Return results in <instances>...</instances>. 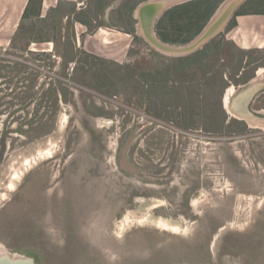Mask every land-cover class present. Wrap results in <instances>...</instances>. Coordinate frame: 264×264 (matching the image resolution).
I'll return each instance as SVG.
<instances>
[{"label":"rangeland","instance_id":"374dc122","mask_svg":"<svg viewBox=\"0 0 264 264\" xmlns=\"http://www.w3.org/2000/svg\"><path fill=\"white\" fill-rule=\"evenodd\" d=\"M75 4L101 16L96 0ZM244 9L264 12V0ZM254 20L238 32L263 30ZM52 23L17 33L46 42L0 44V251L37 264H264V118L251 127L222 106L238 54L258 71L264 41L243 51L226 30L176 71L140 32L110 28L120 33L102 46L89 37L106 26ZM259 96L251 109L264 113Z\"/></svg>","mask_w":264,"mask_h":264},{"label":"crops","instance_id":"0c3cea01","mask_svg":"<svg viewBox=\"0 0 264 264\" xmlns=\"http://www.w3.org/2000/svg\"><path fill=\"white\" fill-rule=\"evenodd\" d=\"M1 1H3L4 3ZM190 1H194V0H190ZM190 1H187L185 3H188ZM223 1H225V0H222V2ZM248 1L249 0H245V2L240 7L241 9L243 8V10L240 11V12H242L241 14H243V15H240L235 19L236 20V26L233 27L232 29H230V31L232 30L230 33H233V35H232L233 37H230L231 34H228V35H226V38H225V41H228L230 39L238 47L243 49V51L244 50H246V51L251 50V49H253V47L254 48L257 47L258 49H261L264 47V46L259 47V45L254 46L255 45L254 42L256 43V41L257 42L262 41V40L264 41V29L263 30L262 29H254V27L249 26V27H246V29L241 30L240 32H238V30H237V28H239V20L240 19H246V21H250L252 23H255L258 21H255L254 19L264 18V12H253V11H249V10L244 9V6L247 4ZM0 2L3 3L0 5V13H2L1 11H3V10L5 11V13H4L5 19L3 21V24L2 23L0 24V44H8L9 42H11L14 47L22 49V48H25L27 46V44L30 42V40L36 41L37 43H39V42H44V41L46 42V39H49L48 36H46V34L43 35L46 37L43 39V37L39 36L38 32H33V31H30L31 32L30 34L23 33L20 36H18L17 33L19 32V28L21 27V25L24 21H29L31 23L38 21L39 23H43L44 21L46 22V21H49L52 19V22H53L51 25L52 26V29H51L52 32H54L56 30L55 29L56 28V21H58V20L61 21V23L62 22L65 23V21H67L69 23V25L74 26L75 29H78L77 26H79L84 31L91 30V29L94 30L96 27V26L94 27V25L92 23V21L96 19V18L94 19V17L91 16L92 15V13H91L92 7L87 5V7L85 6L86 7L85 8L84 4L78 6V4H75L76 0H31L30 3H29V0H0ZM222 2L218 4L217 9L222 4ZM20 3H21V5H20ZM28 3H29V5H28ZM104 3H105V0L103 1V4L101 7L105 6ZM185 3H182V4H185ZM182 4H179V5H182ZM81 7H83V8H81ZM101 7L99 8L98 2H97V8L101 9ZM117 7L118 6H116L114 9H116ZM217 9L215 10V12L217 11ZM24 11H25V16H23ZM214 13H213V15H214ZM163 15H162V17H163ZM212 16L209 18V20L204 21L205 26L208 24V22L210 21ZM81 21H85L86 23L85 24L80 23ZM158 22H157V24H158ZM259 23H261V22H259ZM157 24H156V26H157ZM3 25H5L6 27H4ZM156 26H155V32H156V35L158 36V38L160 39L161 42L166 41L167 42L166 44H170V45H173L172 42H178L173 37H167L166 39H162L163 40L162 41L160 36L158 35V31H157ZM205 26L203 27V29L205 28ZM166 28L168 30H170L169 25H167ZM101 29H104V27H100L95 32L94 36L89 37V38L93 39L95 42H97V39H98L97 44L105 46L108 43L107 42L108 39H106V41H103V34H101L99 37L96 38L97 33ZM105 29L109 30L107 28H105ZM196 29H197V26L193 28V31H195ZM168 30H166V34H168ZM59 31H61V30H59ZM109 31H113V30H109ZM225 31H226V28H225L224 32ZM113 32L114 33H120V32H116V31H113ZM123 32H125V31H123ZM137 32H139V31L137 30ZM128 33H131V32H128ZM128 33L127 34L121 33V35L126 36L128 38L129 37ZM27 35H29V36H27ZM34 35H36V36L34 37ZM171 35H173V34L171 33ZM193 36H194V34L192 36H190V38ZM197 36L198 35H195L193 37V39ZM235 37H236V40H235ZM19 39H21V40L26 39L27 41H26V43H24L23 41H21ZM58 39L60 41L62 39V37L59 36ZM14 41H17L18 43L16 44ZM20 41L22 43H19ZM64 41L65 42H60V45L65 44V45L69 46V42H67L68 38H65ZM241 41L247 42L248 47L247 48L242 47L240 45ZM55 42L56 41H54V43L53 42L52 43L55 44ZM223 43L224 42H222V45L224 46ZM261 43H263V42H261ZM126 44H125V46H126ZM174 45H180V44H174ZM93 47H95V45ZM221 48H222L221 42L220 43L218 42V48H217L218 52H220ZM238 55L241 57L242 63H244V61L246 62V59H248V57H247L248 55H245L242 52H241V54L239 53ZM72 59H70V60L72 61Z\"/></svg>","mask_w":264,"mask_h":264},{"label":"water","instance_id":"95a60500","mask_svg":"<svg viewBox=\"0 0 264 264\" xmlns=\"http://www.w3.org/2000/svg\"><path fill=\"white\" fill-rule=\"evenodd\" d=\"M187 1L190 0H182L179 2L170 0H147L135 9L134 17L138 22L137 29L141 37L151 48L175 58L194 54L225 30L236 11L245 2V0L223 1L205 28L189 43L176 46L161 42L155 32L157 22L167 10ZM117 3L116 1L108 7L105 14L110 13L117 6ZM263 91L264 77L255 78V80L250 81L231 98L229 109L232 115L234 114L237 119L248 124L262 122L264 118L262 114L264 113L252 111L251 104ZM0 264H37V262L33 257H11L9 254H0Z\"/></svg>","mask_w":264,"mask_h":264},{"label":"trees","instance_id":"16d2710c","mask_svg":"<svg viewBox=\"0 0 264 264\" xmlns=\"http://www.w3.org/2000/svg\"><path fill=\"white\" fill-rule=\"evenodd\" d=\"M30 1L31 0H29V3ZM96 1L98 2V6L100 8L104 0H96ZM221 2L222 0H194L171 8L163 15V17L159 20L156 26L158 35L160 36L161 40L166 39L167 37L175 38L178 42H172L173 45L186 44L190 42L195 35H198V33H200V31L205 26L204 21L209 20V18L213 15L215 10L217 9L218 4ZM137 4L138 1L134 0L133 3L129 6V8L125 7V11L132 12L133 9L137 6ZM241 13L242 12L239 11L235 14V16L243 15ZM23 16H25V11L23 13ZM80 23L85 24L86 22L81 21ZM167 25L170 26V30L166 28ZM196 26L199 29L193 31V28ZM235 26H236V20L233 17L232 20L228 23L226 30H230ZM166 30H168V34H166ZM171 33L173 35H171ZM193 34L194 36L190 38V36H192ZM134 39H138V38L134 37ZM163 42L167 43L166 41ZM12 47H14L13 44ZM23 49L24 48H22V50ZM208 49H209L208 44H206L201 50H198L194 54L181 58H172V61L177 63V66H175L176 71H184L186 69H189L191 66L201 64L209 56L208 53L209 51H207ZM93 115L97 116L98 114L95 111L93 112Z\"/></svg>","mask_w":264,"mask_h":264},{"label":"flooded vegetation","instance_id":"af4514ba","mask_svg":"<svg viewBox=\"0 0 264 264\" xmlns=\"http://www.w3.org/2000/svg\"><path fill=\"white\" fill-rule=\"evenodd\" d=\"M133 1L134 0H120L117 3V6L118 7L116 9H112L110 11V13H108L107 15L105 14L106 9L108 7H110L111 5H113L116 1H112L108 5L101 7V16H99L98 18H96L95 20L92 21L94 27L101 25V26H106L107 28H109V30L111 28V29H114V30H120L122 32L123 31H125V32H131V33L137 32V30H138L137 29L138 22H137L136 18L134 17V13H132V12L135 11V9L138 7L139 4H141V3H143V2H145L147 0H135V1H138V4L134 8V10L131 12V18H130V20H135V23H136L135 25H133L132 23H130V21L127 20L126 18L124 20V13H123L125 11V7L126 8L127 7L129 8V6L133 3ZM241 10H243V8L242 9L240 8L239 10H237L236 13L239 12V11H241ZM235 14H234V18L236 19L238 16H235ZM122 20H124V24H121V22H123ZM221 46L223 47L222 44H221ZM221 51L223 52V49L222 48H221ZM223 54H224V52H223ZM224 57H226V55H224ZM224 57H223V59H224ZM222 61H224V60H222ZM232 63L235 64L234 61ZM244 63L246 64L247 62L244 61ZM245 64L241 67V69L237 72V74L233 77V80H232L234 82L232 84L234 85V87L236 89V93L240 89H242L244 86H246L250 81L254 80V79L251 80V78H250L247 81H244L243 83H241V80L244 79L243 78V75L250 74V73L251 74L254 73L256 77L258 76L257 75V71H256L257 69H256L255 66H254V68L247 67V66L245 67ZM241 84H243V85H241ZM259 95H260L259 97L263 96L264 95V91L262 93H260ZM255 102H256V98L252 102L251 106ZM256 113H259V112H256Z\"/></svg>","mask_w":264,"mask_h":264},{"label":"bare ground","instance_id":"6f19581e","mask_svg":"<svg viewBox=\"0 0 264 264\" xmlns=\"http://www.w3.org/2000/svg\"><path fill=\"white\" fill-rule=\"evenodd\" d=\"M170 1H175V2H178V1H182V0H170ZM101 34H103V41H106L107 37H108V31L106 29H101L97 35H96V38L99 37ZM105 38V39H104ZM97 42H98V39H97ZM264 73V68H260L258 69L257 71V75L258 76H261L262 74ZM236 91H235V88L233 85H229L227 87V89L225 90V93H224V96H223V99H222V106H223V109L225 110V112L231 116V117H235L237 118L236 116H234V114L232 115L230 109H229V104H230V100L231 98L235 95ZM263 126L264 124L261 123ZM249 125L251 127H255L256 125L259 126V124H256V123H249ZM257 127V126H256ZM260 127V126H259ZM258 128V127H257ZM12 188V186H11ZM12 191V190H11ZM162 225H164L165 227L167 226L166 224H163L161 223ZM5 252L3 251H0V254H4Z\"/></svg>","mask_w":264,"mask_h":264},{"label":"built area","instance_id":"2783aa9c","mask_svg":"<svg viewBox=\"0 0 264 264\" xmlns=\"http://www.w3.org/2000/svg\"><path fill=\"white\" fill-rule=\"evenodd\" d=\"M3 51H4V49H3Z\"/></svg>","mask_w":264,"mask_h":264}]
</instances>
